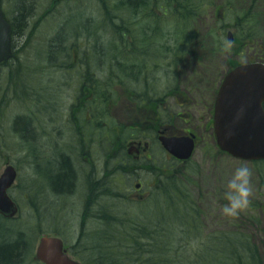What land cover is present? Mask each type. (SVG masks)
Returning a JSON list of instances; mask_svg holds the SVG:
<instances>
[{"label": "rangeland", "instance_id": "1", "mask_svg": "<svg viewBox=\"0 0 264 264\" xmlns=\"http://www.w3.org/2000/svg\"><path fill=\"white\" fill-rule=\"evenodd\" d=\"M157 1L154 3L156 5L159 3L162 7L161 1ZM251 1L253 0H207L206 3L204 2L205 7H202L201 10L198 11L192 8V10H195L192 16L198 14L200 16L193 23L185 21L184 28L186 29H168V25L154 29L152 34L156 46L148 45V40L140 37L136 40L135 46L138 49L145 47V60L148 64L147 74L144 75L143 79L145 81L134 83L123 77L122 81L118 78L119 81L117 79L111 87L118 92L141 90L162 96L164 94L163 90L171 86L174 81L180 82L183 87L186 86L188 80H191L192 77L194 79L197 75H206L213 78L222 75L226 57L233 59L231 62L234 63L236 61L241 63L250 61L255 53L249 48L242 49L238 47L235 42L237 29H234L231 20L235 13H241L242 9L249 7ZM178 2L179 0L176 1L177 5ZM105 3L109 5L110 10V7L116 4V0ZM208 3H211V5L207 6ZM192 4L193 7H196V1ZM260 4L259 8L255 5L254 9L258 8L257 11L264 16V0H260ZM51 5H53V8H51ZM162 8L158 10L157 6L151 5L149 11L154 13L162 11ZM1 11L6 18L4 11L6 14L11 11L9 0H2ZM101 12V2L94 0H56L55 4H53V0H36V13L31 19L29 33L18 44L20 49L14 51L19 56L21 66L18 67V72L20 74L21 71L24 80L22 81L24 86L20 85L18 88L19 98L14 97L11 89L8 91L6 89L9 67H0V174L7 164L14 167L17 175L9 195L18 205V212L15 216L11 218L0 216V241L21 242L24 252L21 254L22 257L18 264H41L35 262L33 256L39 237L43 233L59 236L64 242L68 254L82 264H85L82 258L87 256L84 248H91L98 240L96 233L99 232V221L92 220L82 206V199L85 197L84 183V186H80L73 194L64 195L54 193L46 183L44 185L38 184L45 182L44 177L47 178L49 183L55 184L56 176L47 170L49 168H45L44 164H50L57 147L60 148V144L67 142L61 140L66 137V134H69L68 128L74 129V122L77 120L82 121V115L77 113L76 105L72 109L73 114L69 113L65 118V111L70 107L76 95L74 90L78 89L77 86L81 83L79 73L82 69L76 74L66 73V51L63 52L64 54L59 55L55 61H51L47 58V53L54 58L56 57V51L49 49V45L68 46L67 55H71L70 59L76 49L80 48L79 58L83 59L87 55L85 52L87 50L83 51L84 42H87L89 48L92 40H89L88 37L90 34H95V32L87 34L85 29L92 32V28L99 23L96 29H100L98 36L101 37L103 44L97 45L98 50L90 52L86 57L92 61L104 58L103 62L108 64L107 72L109 68L107 59L109 49L107 46L110 42L116 41V37L109 32L111 28L108 19H103ZM221 15L223 16L221 17ZM65 24L67 27L62 29L63 31L59 30ZM258 28L264 30L262 29L264 25ZM102 29H105V31ZM196 29L200 30L201 35H204L208 30H212L214 36L225 43L221 44V47L218 43L209 39L207 43H202L200 47L193 48L185 42L183 50L171 49L164 53L158 51V48L164 44L169 46L176 43L180 44L182 42H179L180 37L184 38L185 41H188L185 36L190 40L195 39L196 34L194 37V34L190 31H196ZM113 30L117 31L119 29ZM62 32L66 42L61 39ZM229 32L233 37L232 44H227V34ZM172 35H176L178 42L172 40ZM79 43L82 44L76 45ZM100 49L104 51V55H101ZM12 53L10 40L8 52L1 61L9 62ZM138 62L141 61L137 60L134 63ZM155 63L157 65H154ZM112 66L113 63H111ZM21 75H19L20 82ZM97 77L99 78V87L103 88L115 80V76L109 73L98 72ZM24 90L30 95L29 98L27 97L28 99L22 98ZM167 100L169 103H173L172 98ZM100 103L107 105L106 109L104 107V112L108 113L111 104L108 101L104 102V100H101ZM114 107L110 110L111 118L105 120V122L108 123L109 127L114 125L123 127L125 121L121 117L125 114L121 113L122 110L118 107ZM195 109L198 110L196 107ZM17 118L23 119L16 125L17 129H20L19 131L14 130V122ZM24 118L26 121L29 120L30 123L26 122ZM66 120L70 122V127L66 126ZM101 120L106 127L100 126L101 156L96 165L101 180L105 178L103 182L108 183V185L111 182L110 190H105L107 192L105 194L101 193V202L107 203V206H117V208L113 207L116 210H113V208L111 210L110 207L107 209L109 213L115 216L118 211L119 213H127V219L143 218L144 215H141L143 211H147L148 217L150 209H152L150 215L152 212L155 213L154 205L158 202L157 197H155V190L158 185L162 184L164 188L160 189L163 191L162 194L172 192L168 196L171 197L172 203L174 201L176 207L181 206L183 210H185L184 205L186 208L190 207L187 215L181 218L182 223L188 226L185 229L197 232L202 236H208L209 232L227 228L228 221L222 215L220 207L225 202L222 203L224 185L235 168L241 164L247 165L252 170V182L258 177L257 170L264 171V162L244 161L226 154H219L214 143L204 138L196 146L191 158L182 166L170 161L165 153L160 152L158 148H154L158 156L153 162L155 165H161L158 172L160 180L154 179L152 173L145 174L141 172L139 180L143 182L144 192L148 196L142 200L124 199L120 195L126 191H133L134 184L129 175L125 176L116 170V166L120 162L111 161L116 155L117 146L112 144V140L109 139L114 138L113 133L115 132L111 131L106 125L104 117H101ZM31 123L32 126H30ZM33 129L36 130L37 137L35 139L31 138ZM126 129L123 128L124 133L127 132ZM58 132H61L64 136H61L62 134ZM82 148L85 153L90 150L88 153L91 154V140L84 142ZM82 163L83 161L80 164L82 165ZM185 167L188 174L187 178L184 179ZM173 169L178 170L177 173H173ZM80 178L83 180L82 176ZM178 185L180 190L177 188ZM56 186L59 188L61 185L57 183ZM254 191L255 186L253 185L251 199L254 198ZM159 198V202H165L167 207L171 208L167 204L168 197L160 195ZM192 209L193 211L198 210L199 215L194 214V218H191L192 214L190 212H193ZM164 211L167 214V208ZM247 228V232L253 231L251 227ZM257 229H259L257 236L261 235L260 232H264V219ZM197 233L185 232V237L182 235L183 244H186L188 238L194 239L197 237L199 235ZM262 237L264 238V235H261L260 238ZM22 242L24 243L23 246ZM85 259L86 262H89L88 258Z\"/></svg>", "mask_w": 264, "mask_h": 264}, {"label": "trees", "instance_id": "2", "mask_svg": "<svg viewBox=\"0 0 264 264\" xmlns=\"http://www.w3.org/2000/svg\"><path fill=\"white\" fill-rule=\"evenodd\" d=\"M94 1L101 2L102 18L108 19V24L111 28L109 29V32L116 37V41L110 42L107 47L116 51L117 56L120 59V62L118 61L117 63L123 72V77L134 83H140L141 81L144 82V73L148 68L147 62L132 63L128 67L126 55H128L129 52H134V47H136L135 42L140 37H143L144 39L146 38L148 40V45L156 46L154 43L155 38L152 34L154 29L161 27L163 24H167L168 28H170L171 24L168 23L167 19L157 16L149 11L150 5L154 6L153 0H116V4L110 7V10L109 5L105 2H110L111 0ZM194 1H196V7H193L192 3ZM204 2L206 3L207 0H179L177 9H173L175 13H177V11L179 12L175 23V29H186L182 27L184 26L183 23L185 21L193 23L196 19L198 20L200 15L192 16L193 11H195L192 10V8L197 9L198 11L201 10L202 7H205ZM55 3L56 0H53V4ZM9 4L11 5L10 13L6 14L5 11L4 13L11 28V50H13V53L9 62H1L0 67H9L8 84L6 89L7 91L11 89L14 97L19 98L18 88L20 85H22V87L24 86L22 82L24 80L21 71L20 74L18 72V67L21 66L19 56L17 53H14V51L20 49L18 48V44L22 38L29 33L31 19L36 13V0H9ZM255 5L259 8L261 6L260 0L251 1L249 7L242 9L241 13H235L231 21L234 29H237L235 42L238 44V47L253 50L255 56L251 58L250 61L260 60L264 62V30L258 28L264 25V16L257 11L258 8L254 9ZM51 8H53V5H51ZM66 27V24L62 25L59 30L61 29V31H63L62 29H65ZM96 27L92 28V32L85 29V33L87 34L95 32V34H90L88 37L89 40H92V42H90L89 52H94L95 49L97 51V45L103 44L100 39L101 37L98 36L100 29H96ZM113 29L119 30L114 31ZM102 30L105 31V29ZM190 32L194 34V37L196 34V38H193L194 41L186 36L185 38L188 39V41H185L184 38L180 37L179 42L182 41L180 44L176 43L172 46L164 44L158 48V51L160 53L168 52L171 49L180 51L184 49L185 42L189 43L191 45L190 47H193L194 45L200 47L202 43H207L209 39H212V42L215 41L221 47V44L225 43L217 38V36H214L212 30L206 31L204 35H201L199 29H196V31L191 30ZM137 33L139 34L138 36ZM172 37V40L178 42L176 35H172ZM61 39L66 42L63 32L61 34ZM144 48L145 47L141 49L145 52ZM49 49H54L56 51V57L54 58L47 53V58L51 61H55L57 57L64 54L63 52L65 51L67 58H70L71 56L67 55L68 46L66 45H49ZM77 56H79V54ZM96 56H98V54H96ZM108 57L109 68L107 72L106 68L108 67V64L103 62L104 58L96 60V65L101 70L105 71L106 74H112L110 72V69L112 68V55H109ZM222 59H224V57H222ZM232 60L233 59L226 57L225 72L240 63L237 61L236 63L231 62ZM231 63H233V65L230 66ZM154 65L157 64L155 63ZM19 75H21V82L19 80ZM84 79L88 80L89 77L86 75L84 76ZM117 79L118 78L115 77V80L110 84H107L105 88L101 86L98 87L100 100H104V102L108 101V99H106L108 96L107 91L111 93L113 100L118 98L119 92L111 87ZM122 80L123 79H120V81ZM129 91L132 90H125V94L128 95ZM23 94L22 98L24 99L27 97L29 98L30 96L26 91ZM104 107L105 104L102 103L100 106L102 117L107 115V113L104 112ZM21 120L23 119H16L14 122V130H20L17 129L16 125ZM26 122L30 123L29 120ZM100 126L105 127L102 120ZM115 126L116 125L110 128L111 131L115 132L113 133L115 135L114 138L109 139L110 141L112 140V143L128 138V129H126L127 132L124 133L122 127L119 128L117 125L120 131L117 133V128ZM218 153L221 154V152ZM258 162L263 163L264 161ZM119 170L120 169H118V171ZM61 171V174L55 178L54 185L57 183L61 185L63 181L68 180L67 177L70 175L69 168L66 169L62 166ZM177 171L178 170L173 169V173H177ZM185 171L184 179L187 178L188 174L187 169ZM257 171L258 177L252 182V185L255 186V191L253 193L254 198H250V206L245 211L241 212L238 217H225L228 221L226 229L209 232L208 236H202L192 230H186L185 227L188 226L182 223L181 218L182 216L187 215L190 207L186 208L184 205L183 207L185 210H183L181 206L176 207L174 201L172 203L170 200L171 197L168 196L170 193L172 194V192H167V190V193L162 194L163 191L160 189L164 188L161 184L160 186L158 185L155 190V197H157L158 201L156 202L157 204L154 205L156 212H152L150 215L152 210L150 209L148 217L147 211L141 212V215H144L143 218L127 219V213H119V211L115 216L109 213L107 209L110 207L112 210L113 207L117 208V206H107V203H103L100 209V214L96 217L100 224L99 232L96 233L98 240L91 248H84V252H87V256H84L83 258L82 256L80 257L85 261V264H90L91 262L92 264H264V238H260L261 235H264V232H260L261 235L257 236L259 233V229L257 228L259 227L260 222L264 219V171ZM177 188L180 190L179 185ZM105 190H107V187L102 180L101 191L103 194L107 193ZM211 190L214 191L213 189ZM160 195L169 198L167 204H169L171 208H168L165 202H159ZM223 202L224 200L222 199V203ZM165 208L168 210L167 214H165ZM113 210L116 209L113 208ZM197 212L198 210L190 212L192 214L191 218H194L195 215H199ZM247 227H251L253 231L247 232ZM185 232L190 234L197 233L199 235L194 239L188 238L186 244H183L182 235L185 237ZM23 244L24 243L22 242V246ZM23 252L21 242H6L1 240L0 264H18ZM85 258H88L90 263L86 262Z\"/></svg>", "mask_w": 264, "mask_h": 264}, {"label": "flooded vegetation", "instance_id": "3", "mask_svg": "<svg viewBox=\"0 0 264 264\" xmlns=\"http://www.w3.org/2000/svg\"><path fill=\"white\" fill-rule=\"evenodd\" d=\"M160 1L163 8L177 9L176 0ZM153 2L158 1L153 0ZM158 5L160 6L159 3ZM80 44L82 43L76 45ZM86 49L87 51H85ZM83 51H85L87 55L90 53L87 43H84ZM79 52L80 48H77L71 59H65V65L67 66L65 68L66 73L76 74L82 69L79 73L81 76L79 79L81 83L77 86L78 89L74 90L76 95L70 107L65 111V118L69 113L73 114L72 109H74L76 105L77 113L82 115V121L77 120L74 122V129L68 128L67 131L69 134H66V137L61 140H66L67 142L62 145L60 144V148L57 147L50 164H44V167L49 168L47 170L56 177L61 174L62 166L66 169L69 168L70 175L67 177L68 180L63 181L59 188L49 183L45 177V182L38 185H44V183H46L54 193L57 192L64 195L73 194L80 186L83 187L84 183L85 197L82 199L83 209L87 211V214L92 220H98L96 217L100 214L102 191L101 177L96 162L100 161L101 156L99 131L102 116L100 113L101 100L98 91L99 78L97 75L98 72H106L96 66V61L89 60L86 57L87 55H85L83 59L79 58V56H77ZM86 75L89 77L88 80L84 79ZM222 78L223 77L213 78L206 75H197L194 78L196 80L192 77L191 80L186 82V86L183 87L180 82L174 81L171 86L163 90L164 94L162 96L154 95L153 92L141 90H132L126 95L125 91H122L120 94L123 95L119 94L118 98L124 99L120 100L117 106L115 105L117 101L113 103L111 93L107 91L108 96L106 99H108L111 105L109 106L110 109L107 115L103 116L104 122L111 118L110 110L116 106V108L118 107L122 110L121 113L125 114L121 119L125 121V129L128 128L129 133L128 138L125 140H118L112 143L117 146V151L111 161H121L118 165L123 168H127V165H131L129 169L121 170V173H123V175L125 174V176L129 175L132 179L134 184L133 191L123 192L120 195L121 198L142 200L148 196V194L144 192L143 182L139 180L141 172L145 174L152 173L154 179L156 178L157 181L160 180L158 171L161 165H155L153 162L158 156L154 148H158L160 152L165 153L168 159L178 166L185 165L187 161L179 160L164 150L161 144V138H183V140L187 142L192 141L194 150L204 138L211 140L215 144L213 135L214 103ZM168 98H172V104L168 102ZM106 106L107 105H105V109ZM195 107L198 109L197 111ZM106 125L109 127L108 123H106ZM30 126H32V123ZM66 126L70 127V122L68 120H66ZM35 131L36 130L33 129L31 132L32 139L37 137ZM58 133L62 134L61 132ZM61 136L64 135L62 134ZM90 140L92 144L91 154L88 153L90 150L85 153L82 148L83 143L89 142ZM82 161L83 163L81 165L80 163ZM156 173L158 174L156 175ZM81 176L84 182L82 178H80ZM80 181H82V183H80ZM157 181L155 182L157 183ZM12 187L8 189V195Z\"/></svg>", "mask_w": 264, "mask_h": 264}, {"label": "water", "instance_id": "4", "mask_svg": "<svg viewBox=\"0 0 264 264\" xmlns=\"http://www.w3.org/2000/svg\"><path fill=\"white\" fill-rule=\"evenodd\" d=\"M1 1V0H0ZM232 35L228 33V43ZM10 45V25L0 10V61ZM264 63H242L223 78L214 106L213 131L217 146L230 156L246 161L264 160ZM162 146L173 156L187 159L193 143L183 138H161ZM16 175L7 165L0 175V213L12 216L14 202L6 190ZM33 259L43 264H81L70 258L57 236L43 235L36 246Z\"/></svg>", "mask_w": 264, "mask_h": 264}, {"label": "clouds", "instance_id": "5", "mask_svg": "<svg viewBox=\"0 0 264 264\" xmlns=\"http://www.w3.org/2000/svg\"><path fill=\"white\" fill-rule=\"evenodd\" d=\"M253 192L252 170L244 164L237 166L224 185L220 211L225 217L235 218L250 206Z\"/></svg>", "mask_w": 264, "mask_h": 264}, {"label": "bare ground", "instance_id": "6", "mask_svg": "<svg viewBox=\"0 0 264 264\" xmlns=\"http://www.w3.org/2000/svg\"><path fill=\"white\" fill-rule=\"evenodd\" d=\"M108 49H109V51L107 52V59L109 58L108 57L109 55H112V63H113V66L110 69V72L115 77L122 79L123 78V72L117 63L118 61L120 62V59L118 58L116 51H114L112 48H109V47H108ZM101 55H104V51H102V50H101ZM126 56H127L126 61L128 62L127 63L128 67H129V65H131L132 63H134L137 60H139L141 62H146L145 52L141 48L138 49L137 47H134V52H129L128 55H126ZM113 67H115V68H113ZM105 184H106V187L110 190L111 182H110V185H108V183H105ZM102 204L103 203L101 202V206H102Z\"/></svg>", "mask_w": 264, "mask_h": 264}]
</instances>
